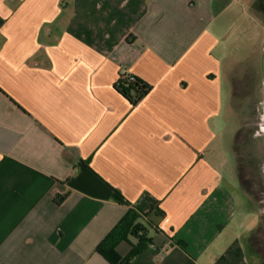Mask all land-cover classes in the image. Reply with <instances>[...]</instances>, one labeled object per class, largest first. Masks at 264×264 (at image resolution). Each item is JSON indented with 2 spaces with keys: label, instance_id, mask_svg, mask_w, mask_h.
Here are the masks:
<instances>
[{
  "label": "crops",
  "instance_id": "0c3cea01",
  "mask_svg": "<svg viewBox=\"0 0 264 264\" xmlns=\"http://www.w3.org/2000/svg\"><path fill=\"white\" fill-rule=\"evenodd\" d=\"M122 72L151 86L137 105ZM237 102L263 109L264 0H0V264H111L145 195L130 264H264Z\"/></svg>",
  "mask_w": 264,
  "mask_h": 264
},
{
  "label": "trees",
  "instance_id": "16d2710c",
  "mask_svg": "<svg viewBox=\"0 0 264 264\" xmlns=\"http://www.w3.org/2000/svg\"><path fill=\"white\" fill-rule=\"evenodd\" d=\"M116 86V89L133 106L141 102L151 89L150 85L127 72L120 74ZM243 132V129H241L233 142V149L238 160L240 182L245 192L255 201L261 202L264 199V181L260 176L259 160L244 153V147L247 143L240 139V135ZM114 197L119 203L128 204L118 191H115ZM64 200L65 198H61L57 203L61 204ZM155 206V200L149 195H145L140 203L132 205L121 221L98 245L97 252L102 254L111 264H130L135 256L139 255V253L141 254L152 245V239L148 236L147 227L143 222ZM131 236L137 239V244L133 246L130 254L123 258L117 253L116 248L121 242L128 240Z\"/></svg>",
  "mask_w": 264,
  "mask_h": 264
},
{
  "label": "rangeland",
  "instance_id": "374dc122",
  "mask_svg": "<svg viewBox=\"0 0 264 264\" xmlns=\"http://www.w3.org/2000/svg\"><path fill=\"white\" fill-rule=\"evenodd\" d=\"M242 87V86H240ZM249 89V87H246V90ZM242 95L245 94L244 92H241ZM244 97V96H243ZM241 105L240 107H245V117L237 118L239 120L238 122L243 126V133L240 135V139L242 141H245L246 146L244 147V153L250 155L251 157H255L259 160L260 169L262 168V164H264V131H261V115L263 112V109L259 102H255V105L259 106L260 111L254 112V109H252V104L249 102L244 103H235L236 106ZM253 104V105H254ZM263 104V103H262ZM234 105V103H233ZM253 111V116L252 112ZM236 121V118L233 120ZM241 126V127H242ZM242 129V128H241ZM262 170V169H261ZM262 180L264 181V174L261 172L260 174ZM264 183V182H263ZM264 197V195H263ZM263 201V200H262ZM262 204V203H261ZM264 205V204H262ZM133 239V238H132Z\"/></svg>",
  "mask_w": 264,
  "mask_h": 264
},
{
  "label": "flooded vegetation",
  "instance_id": "af4514ba",
  "mask_svg": "<svg viewBox=\"0 0 264 264\" xmlns=\"http://www.w3.org/2000/svg\"><path fill=\"white\" fill-rule=\"evenodd\" d=\"M263 115H261V131H264V103H263Z\"/></svg>",
  "mask_w": 264,
  "mask_h": 264
}]
</instances>
